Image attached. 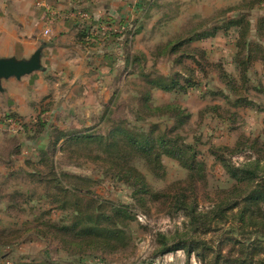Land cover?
<instances>
[{
    "label": "rangeland",
    "instance_id": "1",
    "mask_svg": "<svg viewBox=\"0 0 264 264\" xmlns=\"http://www.w3.org/2000/svg\"><path fill=\"white\" fill-rule=\"evenodd\" d=\"M244 1L81 0V6L88 4L93 24L115 30L102 34L88 24L76 25L66 36L60 34L63 40L54 41L65 48H42V71L2 81L0 264H131L180 241L188 243L170 252L179 250L184 264H213L217 253L239 258L242 238L250 239L244 253L264 258V239L253 236L263 227L257 217L243 224L237 208L226 210V202L213 211L234 184L212 155L213 147L231 146L239 139L264 141V59L254 56L241 71L236 58L241 60L245 52L236 29L226 27L227 17L246 14L251 22L247 41L264 50V32L255 31L264 18V4L247 8ZM138 28L132 37L130 32ZM207 31L213 35L186 41ZM36 32L40 43L52 38L43 29ZM162 78H175L183 88L165 92L149 83ZM168 103L183 109L187 117L177 132L195 146L204 163L203 181L192 190L181 185L193 206V219L177 209V182L185 180L187 171L176 160L163 156L160 176L141 159L130 162L154 191L171 196L141 202L129 187L131 181L116 172L96 143L57 141L72 131L171 128L173 117L149 110ZM255 156L245 151L231 160L245 164ZM51 166L84 179L79 185L83 189L66 194L53 187ZM259 166L264 167V160ZM59 180V188L69 184L61 172ZM63 198L70 202L61 207ZM73 203L81 210L101 207L122 222V236L110 241L59 232L74 222ZM112 204L124 206L133 219L113 213Z\"/></svg>",
    "mask_w": 264,
    "mask_h": 264
},
{
    "label": "trees",
    "instance_id": "2",
    "mask_svg": "<svg viewBox=\"0 0 264 264\" xmlns=\"http://www.w3.org/2000/svg\"><path fill=\"white\" fill-rule=\"evenodd\" d=\"M243 3L247 5V8H251L255 4H264V0H245ZM227 18L226 27L233 26L236 29L239 38L238 45H240L239 47L245 52L244 58L241 60L240 58H236V60H238L237 64H242L241 71H246L249 60L254 59V56H259L258 58L264 59V50L263 48H260L258 44H254L253 46L247 41L251 22L246 14H239L237 12L234 16ZM123 26L125 27L126 24ZM139 30V28L135 29L133 32H130V35L134 37L139 33ZM255 31L259 33L264 32V18H259ZM83 33L84 32H81V37L84 36ZM212 35V31L201 32L195 34L193 38H188L186 41L190 42L194 39L210 37ZM149 83L157 86L165 92H170L175 88H183L181 84H178V80L175 78H162L157 81L149 80ZM241 101L243 100H237L235 103ZM149 110L154 111L153 113L173 117L175 121L174 126L171 128L166 126L161 128L158 125H153L147 130L138 128V130L130 131L122 126H117L112 130H109L107 134H91V132L87 131H72L68 134L62 133L57 141L64 139L67 145L71 143H96L98 148H100L102 152L111 159L116 172L120 176L125 177L126 180L131 181L129 187L135 195L139 194L138 200L141 202H143L145 197L157 200L159 198H171V196L164 192L154 191L145 180L144 175L137 170L135 166L131 165L130 162L134 158L141 159L154 175L160 176V173L164 169L161 158L167 156L176 160L178 164L187 171L185 180L177 182V185L179 186L177 189H180V192L175 194L177 209H182L184 211L183 213L189 217V219H193V206H191L190 202L185 200L187 196L184 194V189L192 190L195 188L198 181L204 180V163L197 158L195 146L192 143H188L177 132L178 125H181L187 116L184 114V111L180 106L171 103L155 106L152 109L149 108ZM106 111L107 110H105L104 113ZM109 112L111 113V110H109ZM213 148L212 155L221 165L223 170H225L228 177L234 180V184L225 191L226 196L219 199L215 204L213 211L221 209L222 204L226 202V210L237 208L238 219L243 224L246 222H252V220L257 217V219L263 223V227L261 230L255 229L253 236L259 240L264 239V167L259 166L260 161L264 160V141L259 142L258 139H239L231 146L221 145ZM245 151L254 152L256 155L255 158L247 161L245 164L236 165L232 162L231 157ZM54 167L51 166L50 168V173H52L53 176L50 178V183L53 187H58V189L66 194H73L80 191V189H83L79 185L84 179H81L78 176L65 174L62 171H56ZM60 172L61 175L68 180L69 184H64L59 188ZM181 185H185L184 189L181 188ZM242 187H245L243 191L241 190ZM61 202V207H63L70 202V199L63 198ZM241 204H243L242 207H240ZM73 206L76 207L74 203ZM92 206L93 205L88 206L85 210H81L77 206L74 209L76 217L72 225L62 226L58 228V231L64 235L72 236L74 234V238H107L110 241L122 236V229L119 225V223L122 222L112 220V215L107 214L101 207H99V211H97L95 208H92ZM111 206L113 213L124 214L123 216L127 219H133V214L127 211L124 206H118L116 204H112ZM260 221H257V223H260ZM240 242L242 245L241 247L238 246L240 251L239 258H230V255L227 257L217 253L212 259V263L264 264V258H258L256 260L253 257L254 253L252 255L244 253L243 245H248L249 243L247 242H250V239L242 238V241ZM187 243L188 241L176 242L163 248L162 250L164 251H162V253L147 256H158L165 252L176 250L179 247L183 248ZM232 246L233 245L231 244V247ZM187 247H189V245ZM191 250L192 248L190 247L188 253H190Z\"/></svg>",
    "mask_w": 264,
    "mask_h": 264
},
{
    "label": "crops",
    "instance_id": "3",
    "mask_svg": "<svg viewBox=\"0 0 264 264\" xmlns=\"http://www.w3.org/2000/svg\"><path fill=\"white\" fill-rule=\"evenodd\" d=\"M68 4L69 0H0V57L27 58L39 46L65 48L54 41L63 40L61 33L66 36L69 29L76 30V21L68 15ZM39 29L45 35L51 34L50 41L40 43L41 37L36 32Z\"/></svg>",
    "mask_w": 264,
    "mask_h": 264
},
{
    "label": "built area",
    "instance_id": "4",
    "mask_svg": "<svg viewBox=\"0 0 264 264\" xmlns=\"http://www.w3.org/2000/svg\"><path fill=\"white\" fill-rule=\"evenodd\" d=\"M81 0H69L68 4V15L76 21L78 26H86L89 28H96L101 31L102 34H109V31H114L107 24L106 26L103 24H93L94 21L91 19V14L88 12L86 8L81 6ZM53 15V13L51 12ZM94 26V27H93ZM87 29V28H86ZM179 251V250H178ZM169 252L163 253L158 256L148 257L147 255H142L137 258L131 264H184V262L180 259L179 252Z\"/></svg>",
    "mask_w": 264,
    "mask_h": 264
},
{
    "label": "water",
    "instance_id": "5",
    "mask_svg": "<svg viewBox=\"0 0 264 264\" xmlns=\"http://www.w3.org/2000/svg\"><path fill=\"white\" fill-rule=\"evenodd\" d=\"M42 47L36 48L27 58L15 56L0 57V92L4 91L2 81L9 78L20 80L23 76L43 69Z\"/></svg>",
    "mask_w": 264,
    "mask_h": 264
}]
</instances>
